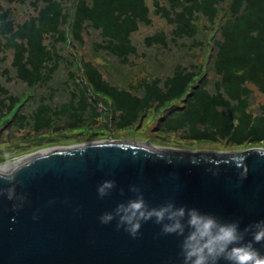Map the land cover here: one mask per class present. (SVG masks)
Returning a JSON list of instances; mask_svg holds the SVG:
<instances>
[{"label":"trees","instance_id":"1","mask_svg":"<svg viewBox=\"0 0 264 264\" xmlns=\"http://www.w3.org/2000/svg\"><path fill=\"white\" fill-rule=\"evenodd\" d=\"M19 1H29L34 13L16 21L0 2V62L11 53L14 77L26 87L20 98L23 91L13 94L0 82V138L12 130L17 143L43 137L38 148L60 133H107L106 117L120 131L151 111L163 136L232 149L264 141V104L257 111L252 107L255 89L264 95V0H151L152 7L146 0ZM152 13L171 28L147 34L143 42L154 47L157 68L169 69L172 59L173 68L125 85L110 82L101 65H139L130 58L137 54L131 36L151 24ZM91 31L99 34L90 49L96 58L75 51ZM183 38L203 48L190 56L199 61L184 65L176 52H164ZM0 77L10 81V69L3 68Z\"/></svg>","mask_w":264,"mask_h":264},{"label":"water","instance_id":"2","mask_svg":"<svg viewBox=\"0 0 264 264\" xmlns=\"http://www.w3.org/2000/svg\"><path fill=\"white\" fill-rule=\"evenodd\" d=\"M19 164V206L0 191V264H183L181 237L154 220L143 221L135 237L115 219L101 223V213L135 196L132 185L150 206L172 200L238 220L241 228L264 219L260 146L185 150L102 140L52 148ZM105 179L115 186L101 197L97 185ZM256 247L264 253V241Z\"/></svg>","mask_w":264,"mask_h":264},{"label":"clouds","instance_id":"3","mask_svg":"<svg viewBox=\"0 0 264 264\" xmlns=\"http://www.w3.org/2000/svg\"><path fill=\"white\" fill-rule=\"evenodd\" d=\"M11 154L0 160V179L6 181L0 191L7 199L14 201L19 198L14 174L23 166L8 167ZM115 181L105 179L97 185V193L101 197L109 194ZM134 197L119 201L114 209L101 213V223L116 220L118 228L123 227L129 235L139 234L142 222L154 220L160 224L165 233H175L181 237V253L183 264H264V253L256 244L264 241V219H258L253 225L240 227L238 220L223 221L211 213L203 212L196 207L177 205L169 200L158 206H150L143 192L135 185L130 186ZM250 235V238L247 236Z\"/></svg>","mask_w":264,"mask_h":264},{"label":"rangeland","instance_id":"4","mask_svg":"<svg viewBox=\"0 0 264 264\" xmlns=\"http://www.w3.org/2000/svg\"><path fill=\"white\" fill-rule=\"evenodd\" d=\"M0 2L3 5L10 7L12 16L16 19V21H21L28 15L34 13L29 1L22 3V1L20 2L19 0H16L14 2L9 3L6 0H0ZM146 2L150 7H152L151 0H146ZM151 18L152 21L149 26L140 25L139 30L133 33V35L131 36L132 41L136 46L137 54L135 56H131L130 58L135 57L136 61L138 62L140 61L139 65L142 62L144 63L141 66L138 65L135 68H126L122 65L120 66L116 62H113L114 63L113 68H107L104 65H101V67L103 68V76L107 80L116 83L118 85H125L127 82L135 78H139L143 75L152 76V75L160 74L163 71L169 73L170 70L173 68V65L176 62L173 59L168 60L170 63L169 69H166L165 67L163 69L157 68V65L154 64V60H157L156 55L154 54V49H153L154 47L152 46L150 48H147L143 42V38L145 35L150 34L159 29L168 31L171 28V25L167 24L164 19L160 18L157 15H154L153 13L151 14ZM201 23H203V20H201ZM210 34L211 31H206V38H204L206 43L208 42L207 37ZM97 39H99V34L98 32L95 31H91L87 35H84V40H85L84 45L82 47L77 46V49L75 50L76 53H80L84 55L88 52L89 57H94L92 54H90L91 53L90 49L92 48V44L94 43V40ZM63 48L66 49L65 47ZM202 50L203 48L201 47L193 48V46L191 45V39L183 38L178 40V44L176 46L171 47L169 50L168 49L164 50V52L167 51L176 52L179 61L182 64L186 65L192 61L194 62L199 61V57L190 58V56L194 51L199 52L201 54ZM208 50H209V46L206 44L207 53ZM11 57L12 55L11 53H9L5 58V60L0 62V71L5 67L9 68L12 79L10 81H7L4 77H0V82L2 83V85H4L6 88L9 89V92L17 95L20 94L23 91V89H25L26 83L14 77L15 71H13V68L11 67ZM145 61H149V62H145ZM99 63L100 62H97V64ZM101 63H105L106 65L110 66L108 62L101 61ZM57 95L61 97L62 92L58 90ZM258 104H264V95L258 92L257 89H255L254 102L252 103V107L256 111L258 110L257 107ZM31 109L32 106L28 107L27 110H31ZM152 113L153 112L149 111L148 115L141 120L140 124L136 126L132 125L120 131H116L118 129L113 128V125L109 120V117H106V122L109 126V131L107 133L96 134L94 136H90L87 138L79 135L80 133L79 134L60 133L57 135V137H59L57 141L54 140V142L49 143V145L38 148H37L38 145L36 144L41 141H45L43 137H40L37 141L31 140V141H22L17 143V141H15L13 138H10V136L13 133H15V131L12 130L8 132L3 139L0 138V160H4L5 158L9 157L10 154L12 156L10 160L12 161L17 157L26 156L28 153L39 151L44 148H50L55 146L69 147V146L84 144L90 141H102V140H130L136 142H150L158 147L177 148V149H185V150H231L232 149L231 146H225L224 144L219 145V143H214L209 140H182L179 139L178 136L175 134L163 136L162 134H159L157 132L156 123H154L153 120L154 115ZM24 132L25 131H22L20 134H23ZM55 137L56 136L54 134V139ZM258 146H264V143H260ZM236 149L238 148H235L234 150Z\"/></svg>","mask_w":264,"mask_h":264},{"label":"bare ground","instance_id":"5","mask_svg":"<svg viewBox=\"0 0 264 264\" xmlns=\"http://www.w3.org/2000/svg\"><path fill=\"white\" fill-rule=\"evenodd\" d=\"M145 146H151L150 144H144ZM155 146V145H154ZM58 147H60V146H55V147H50V148H44V149H41V150H39V151H35V152H32V153H29V154H27L26 156H22V157H17V158H15V159H13L12 161L10 160L9 162H8V164H7V166L8 167H14V166H16L17 164H19L20 162H22V161H24V160H26V159H28V158H31V157H33V156H35V155H37V154H39V153H41V152H43V151H46V150H49V149H52V148H58Z\"/></svg>","mask_w":264,"mask_h":264}]
</instances>
